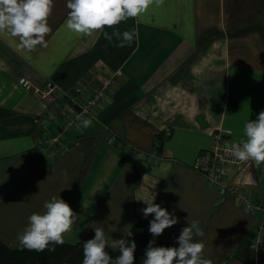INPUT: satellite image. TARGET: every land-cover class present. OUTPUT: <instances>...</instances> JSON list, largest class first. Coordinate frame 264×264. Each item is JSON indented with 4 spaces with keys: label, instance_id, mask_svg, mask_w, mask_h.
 Instances as JSON below:
<instances>
[{
    "label": "crops",
    "instance_id": "1",
    "mask_svg": "<svg viewBox=\"0 0 264 264\" xmlns=\"http://www.w3.org/2000/svg\"><path fill=\"white\" fill-rule=\"evenodd\" d=\"M54 3L47 47L29 53L0 37V106L14 112L0 120V239L22 248L18 235L53 196L79 215L65 242L93 238L97 223L109 238H125L138 218H154L144 217L147 205L136 198L155 196L178 218L158 240L179 246L182 229L195 221L203 236L194 240L212 264H264V252L253 260L241 254L262 211H247L192 168L215 132L238 143L245 123L264 111V0H164L142 22L117 26L139 33L125 47L101 31L71 32L67 0ZM89 77L114 78L108 102L90 127L73 130L67 151L41 156L40 118L57 103L34 87L53 82L62 98ZM21 78L35 86L22 87ZM259 173L250 162L226 176L264 204Z\"/></svg>",
    "mask_w": 264,
    "mask_h": 264
},
{
    "label": "clouds",
    "instance_id": "2",
    "mask_svg": "<svg viewBox=\"0 0 264 264\" xmlns=\"http://www.w3.org/2000/svg\"><path fill=\"white\" fill-rule=\"evenodd\" d=\"M164 0H67L70 9L65 27L78 35L90 36L101 31L105 39L119 41L118 47H125L138 40L136 29L122 33L117 26L128 19L142 22L151 6H160ZM55 7L54 0H0V37L12 40L22 51L34 52L38 47H47L46 37L52 32L49 25ZM117 29L109 34L105 28ZM92 120L84 119L77 125L79 129L88 128ZM233 158L240 162H253L256 166L264 164V111L255 120L244 125V139L233 143L229 149ZM147 206L143 208L144 217L153 215L149 232L158 237L164 231L176 225V218L168 209L155 203V196L136 198ZM43 213H33L29 223L18 235L19 243L35 251H44L50 245H63L65 237L77 223L79 215L72 206L61 197L53 196L44 203ZM93 227V238L83 242V264H134L136 241L133 239H113L106 236L104 229ZM133 236L132 231L126 237ZM203 236L198 223L189 222L177 238L178 247L154 246L155 240L149 241L143 264H212L205 258V245L194 240ZM109 249L116 250L119 255L113 259ZM54 250V247H53Z\"/></svg>",
    "mask_w": 264,
    "mask_h": 264
},
{
    "label": "built area",
    "instance_id": "3",
    "mask_svg": "<svg viewBox=\"0 0 264 264\" xmlns=\"http://www.w3.org/2000/svg\"><path fill=\"white\" fill-rule=\"evenodd\" d=\"M20 84L25 88L35 86L27 78H21ZM113 84L114 78L112 77L98 82L93 77H89L60 99L56 95L57 88L53 82H48L44 88L35 86V92L43 100L57 103L55 112H50L40 118L45 129L43 131L44 141L38 149L40 155L54 158L57 154L67 151L71 145L69 137L73 130L84 119L95 120L98 118V110L108 102ZM233 143L237 142L231 140L223 132H215L210 149L199 154L192 164V168L202 174L211 187L225 191L247 211H262V219L254 230L251 241V247L258 256L264 252V204L243 187L231 183L226 176L227 170L237 169L251 162H240L232 157L227 149ZM149 158L153 161L159 159L155 154H150ZM259 179L264 186V164L260 165Z\"/></svg>",
    "mask_w": 264,
    "mask_h": 264
},
{
    "label": "trees",
    "instance_id": "4",
    "mask_svg": "<svg viewBox=\"0 0 264 264\" xmlns=\"http://www.w3.org/2000/svg\"><path fill=\"white\" fill-rule=\"evenodd\" d=\"M56 109L57 107L53 112H55ZM12 115H14L13 111L0 106V120ZM164 143V135H158L156 137L157 148L162 149ZM149 225V220L138 218L129 229V231H132L133 236H125V239L129 241L134 239L137 244L134 264H143L149 241L153 239L155 240L154 246L178 247L177 245L169 244L153 237L149 232ZM108 251L113 259L119 255V252L116 250L109 249ZM0 264H83V242H65L63 245H50L49 248L44 251H35L25 247L12 248L0 239ZM252 264H254V262Z\"/></svg>",
    "mask_w": 264,
    "mask_h": 264
},
{
    "label": "water",
    "instance_id": "5",
    "mask_svg": "<svg viewBox=\"0 0 264 264\" xmlns=\"http://www.w3.org/2000/svg\"><path fill=\"white\" fill-rule=\"evenodd\" d=\"M242 255H245L246 257L250 258V259H254L255 254H254V250L251 249L250 244H247L244 247L243 252L241 253Z\"/></svg>",
    "mask_w": 264,
    "mask_h": 264
}]
</instances>
